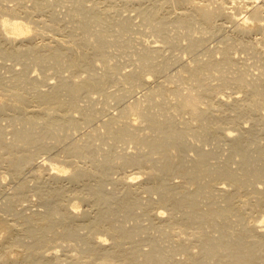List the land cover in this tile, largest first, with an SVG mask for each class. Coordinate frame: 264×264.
Returning a JSON list of instances; mask_svg holds the SVG:
<instances>
[{
  "label": "bare ground",
  "instance_id": "obj_1",
  "mask_svg": "<svg viewBox=\"0 0 264 264\" xmlns=\"http://www.w3.org/2000/svg\"><path fill=\"white\" fill-rule=\"evenodd\" d=\"M3 1L4 0H0V59L15 60L12 62L15 63L17 61L22 67L20 65V70L18 68L17 70L14 68H7L8 71L5 70L7 71L6 74L9 72L7 76H3L4 71L1 72L0 70V91L3 93L0 99V117L5 116L8 123L13 126H11L13 130H11L12 138L9 140L10 137L6 135L7 141L4 139L3 141V123L1 124L2 127L0 125V157H3V161L6 160V163L8 162L7 165L10 164V166H12V170L9 167L10 171H13L14 174L16 173L17 176L20 174V169H22L21 165H25L26 162L29 163L31 158H33L31 154H28L31 152L32 148H34L35 151L37 150L36 148L42 149L43 147L44 149L49 137L54 140L57 139L59 135L61 136V133L62 135L63 133L65 134V136L62 137L66 140L68 131L73 132L70 130L75 128L80 122H89L92 115L96 113L94 110L98 109V111H96L99 112L100 109L96 107V109H93L94 104H91L94 103L92 101L93 97H91L93 92L100 93L105 99L112 98L116 101H120L134 85L140 86L144 84V86L148 87V90L145 91L140 98L122 103L123 105L119 106L117 113L109 115L104 123L105 130L94 131L91 129L93 131H89L87 135L82 133L84 136L86 135L82 141L70 142L69 145L68 143L66 144L65 151L62 152L63 155L66 153L64 158L66 159L68 158L67 156H71L73 159H76V161H87L89 163L87 167L84 165L82 168V165H80L81 163L77 166L75 160L69 161L71 163L75 161V164H69V162H67L68 160L66 161L63 155H60V152L59 156L63 159H45L49 156L46 155L42 161L39 163L37 162V166L32 169L34 179L38 182L43 180V178L46 179L48 175L49 178L51 177L49 181L54 179V184L50 182L53 186L49 191L46 187L49 183L44 186L45 188L43 187V190L46 189L47 192L44 194L42 193L39 202L42 201L44 209L36 211V214L33 213L35 215L20 214L23 209L21 212H18L20 211L19 208H21L19 207L17 208L19 209L18 211H14L16 218L14 219L11 217L15 222L10 223L9 221L8 223L7 221L6 223L4 221L5 217L3 215L1 216L4 218L0 216V227L7 232L5 233L3 231L5 234H3L4 236L2 240H0V264H64L63 259H61L62 255H59V258V256H57L58 252L56 253L59 247L55 250V246L61 247L65 242L74 250V252L72 250V252L69 251L68 253L63 247L68 253H65L67 257V260L65 258V264H109L113 258L112 256L122 249L119 248V250H115L114 248H118V246L122 245L126 246L125 243L127 242L131 245L129 247L126 246L129 249L127 252L125 251L126 255L124 256H128L123 260L127 261L126 259L128 258L130 264L131 261L132 264H181L179 262L180 260H176L172 257V253H175L176 250L188 254V262H186V264H264V156L259 155L260 152L258 153L259 149L264 153V144L257 146L260 142L258 143L257 140L259 137L256 138V136H260V134L257 135L259 131L260 133L262 130L264 132V73L261 74L260 71H258L260 74L256 72L258 73V75L255 73L257 76L250 77L249 75H254V73L248 70V72L251 73L249 74L244 67L238 66L236 63L237 60L235 59L236 56L234 55V57L232 55L233 51H231L235 44L237 46L239 45V47L241 46L246 49V52L253 54V57L255 55L258 58L257 61L260 60V63L264 66V38L262 36L256 37L255 40H253L255 42H252V39L250 40V37H248L251 42L245 41L248 40L245 35L255 32L259 34L260 31L262 32L264 30V0H245V4L239 2L238 8L244 5L242 10L245 11L240 19L235 17L236 12L234 11L235 14H233L234 12L232 13L231 11L233 9L229 7L228 3L231 0L228 2L227 0H150L148 4H146L148 1L143 5L138 3L142 6H137V11L132 8L133 3L130 2V0H122L123 3L129 1V5L132 3L130 8L138 13V18L140 19V22H137L139 23L138 25H141L142 29L145 28L147 31L155 33L157 35L156 39L161 42V44H148L145 39L147 44L140 43L137 49L138 57L141 60L139 66L135 69L123 71V73L119 72L117 66L113 63L105 62L104 69L100 72L95 71L93 65V55L99 57L100 60H104L107 54L106 48L108 44L113 43L126 46L130 41L132 32L134 33L135 25H137L135 22H132L133 19H130V17L118 15L116 11L120 8L115 9L116 6H113L115 3L111 5V2L108 4L105 0H99L103 4V6H101L102 4L98 3H96V5H90L91 2L87 5V0H63L64 2H69V5L66 4L68 6L65 8L67 11L65 10L66 14H64V16L67 15L66 17L72 25L68 26V31H65L63 35L66 36L65 38L68 37V39L58 36H51L52 39H50V37L46 36L47 39L49 38L50 40H44V42L40 44L36 43V41L32 42L34 39L30 40L31 38L23 42L25 37L20 35L23 34L26 36V33L32 30L34 36L38 34L40 37L43 34L46 35L47 33L45 31L51 30V28L55 30L58 25L57 22L60 21H58L57 15L55 14L56 10L54 12L52 8V5H54L51 3L52 1L10 0L13 2L11 5H7L5 2L6 0L4 1L6 4H4ZM28 1L30 4H27ZM54 1L57 2L56 7L58 6V2L64 3L63 1L61 2V0ZM226 2L228 6H226ZM212 3H216V5L213 7L211 6ZM97 4L101 7L98 8L99 6H97ZM127 6H124V8ZM227 7L231 10L227 11ZM112 10H116L113 12L119 17L113 18L114 14L111 17ZM119 11L123 12L122 7ZM61 16L63 17V15ZM217 17H225L226 20L232 24V32L230 30L232 33V35H230L232 37H229L227 33V36L232 40L227 37V41L225 39L223 45L218 48L215 46V48H217L216 51H218L217 53H219L218 56L210 54L206 59H198L195 53L197 49L200 47L202 48L203 42L206 40L205 38H207L206 35L209 34L208 36H210L212 33L221 32L220 30L223 26V22H217ZM20 18H22V20ZM37 22L39 24L41 22L42 25H37ZM137 26L136 30H138V28L140 29L141 26L138 28ZM194 31L200 32V34L194 35ZM222 33L220 34L221 36ZM61 34H63V32ZM30 35L31 34H29V36ZM261 35H263V33ZM179 36H184L187 40L185 45L182 46L185 51L187 50V54L189 51L191 54L194 53L196 57L194 54L192 56L193 58L191 57L192 64L189 63L188 66H186L185 72L187 73L180 72L181 68H179L171 74H166L164 70L169 68L172 64L171 62L177 61L175 60L177 57H175V59H173V57V60H171L170 57H165L163 48L177 47L179 45ZM243 36L245 40H243ZM254 36L256 35H253V39ZM223 37L224 36H222V40L224 39ZM233 37L237 41H235ZM39 39L43 41V39ZM152 40H150L151 43ZM157 40L154 39L153 42ZM228 40L231 42L234 40L235 42L233 41L231 43L228 42ZM5 60L4 62H7ZM0 61L3 62V60ZM4 62L2 64L0 63L2 68L4 67ZM11 63L8 67L11 66ZM14 63L12 65H14ZM6 66L7 64L5 68ZM30 66L38 68L40 72L42 71L45 75V72H47L46 70L51 68V72L53 73V75L52 73L51 75L56 78L54 79L55 81L52 82L48 80L52 83L47 84L45 82L48 87L41 89L39 87L41 81L35 77L28 76L30 72H27V69ZM76 68H82L86 71V74L83 76L72 74L65 76L62 74V70L64 69L70 70L72 73ZM230 69L233 70L231 71ZM214 71H217V73H214ZM151 73L162 74L164 78L160 80L155 78L156 80L154 79L155 83L153 84L150 82V79L153 80ZM115 78L121 79L123 88L116 91L107 90L106 84ZM213 79H215L214 83L211 82ZM44 81L47 80L45 79ZM170 83L172 84L168 85ZM227 84L229 86L233 85L230 87L235 86L238 88L236 92L240 91L242 93L241 96L237 94L234 95V90L232 91L234 92L232 93L233 96L227 93L231 96V101L227 100L226 97H224L227 96V94L223 96V91L220 92L221 90L218 88H222L223 85L228 86ZM80 96L86 97L85 102H89L90 98L92 102L90 101L91 103L88 105L85 103V106H83L84 103L80 105L78 104V99L82 98ZM28 102H31V107L26 108L25 104L27 105ZM24 110L27 112H24ZM73 110L79 112V118L71 114ZM228 110L229 112L231 111V113L233 112V114L229 113L227 115L226 113L228 112L226 111ZM223 112L226 115H224ZM243 116L246 121H251V127L247 128V123L246 126L242 125L243 122L242 124L240 123L239 119ZM256 125H260V128H256L258 127ZM65 129H67V132H62ZM233 130H236V133H232ZM67 135L71 134L69 133ZM210 136L214 138L221 136L220 139H225L230 146L231 153L228 155L226 153L227 150H224V154L226 153L225 155L229 156V161L233 156L236 157L235 159L238 158V163L232 158L234 163L229 164V161H226V156L222 154L223 157L225 156L224 160L218 151L216 152L223 158V160L222 158L220 159L221 163L218 161V163L212 164L217 156L214 157L215 159L212 163L208 162L209 158H212L210 155L212 154L211 156H214L217 153L213 155L214 152L211 153L213 149L209 148V150H206L207 148L204 150L202 144L201 147H199L200 144L198 145L197 143L198 146H195L196 144H194V141H206ZM69 138L68 136L67 140ZM214 138H211V140ZM95 139L107 141V143L102 141L103 144L106 145L104 148H107V145L108 147H114V145L116 147L118 142H122L125 139L134 140L141 146L136 151H130L131 153H127V151L126 153L122 152V154L120 152L118 155L117 151V155H113L110 151L115 152L117 149L115 151L112 148V150H100L97 145L102 144V142L96 140L98 142L95 143ZM223 139L221 141H223ZM217 140H219V138ZM256 140V146L258 147V151H256L258 154L254 150L256 146L253 148V142H256ZM259 140H261V138ZM61 141H59V144H61ZM209 141L207 140L206 142ZM227 142L225 145H227ZM49 143L51 144V142H48V144ZM249 144L250 147L252 145L253 149L249 147L252 153L248 150L247 146H249ZM50 146L52 147V145ZM190 147L195 150L194 156L188 153L184 154V151H189L190 149L188 150L187 148ZM222 147H224V145ZM21 148H24V150L26 149L25 152H20V150H23ZM223 149L224 148H222V150ZM253 150L256 155H258L257 158L261 156L263 160L258 158L259 162L255 161L254 159L256 156L254 159L252 157L254 155ZM26 151L29 152L27 153ZM190 152L194 153L191 150ZM229 152L228 149V153ZM186 154L189 155V157H191V155L193 157L186 159ZM233 161L230 162L232 163ZM235 161L238 165H235ZM31 162L33 163V161ZM113 164H119V166L123 164H133L136 165V167H143V169L141 168L143 172L135 171V169L133 173H139L140 175L143 173V176H147L148 179L145 178L147 181L149 180V182H139V180L138 182L139 184L143 183L141 187L149 195H157V197H154L157 203L152 197H147L146 200L143 197V201L141 196L138 197V195H135V190L139 188L138 182H135L137 180H135L137 177L136 175H126L124 173L125 175L123 177L121 176L117 177V180L115 179L116 182L114 181V183L117 185L119 184V188L121 189V191L118 190L120 191L119 194L122 193L120 197H118V193L116 196V192L106 191L102 182L103 173L101 175V170H105L104 168H106L107 172V168H110L111 165L114 166ZM232 165H235L237 168H233L234 166L232 167ZM27 172L30 173V171ZM166 172L172 174L177 172V177L179 173L185 181L179 176L183 182L180 180L182 183H178L183 185L187 184L185 189L183 191L177 189L175 183H173L174 181H172L173 184L168 183L164 177ZM21 173L23 174V172ZM14 174L11 175L14 176ZM25 174L28 175V173ZM64 175H66L65 178H68L72 184V189L74 191H80V194L84 190H81V186L85 181L84 179L90 177L95 180V182L93 181L94 183L91 190L89 189V191H93L92 195L87 197L89 198V201L87 200L89 203H87H91L94 206L93 209H95V211H92L95 214L90 216L91 213H89V219H87V214L85 213L87 211H84L85 218L87 219H85L87 222L86 224H76L80 222L79 220H75L76 223L73 222L74 218H78L79 216V213L78 216H76L78 211L75 209L77 201L72 200L66 204L64 201H61V197L65 194L62 188L64 186L61 187V182L57 184L54 181L60 180ZM142 178L143 177H141V180ZM87 180H89V178ZM105 180H107V178H105ZM111 181L110 184H112ZM40 182H42V184L47 183H45V181ZM184 182H186V184H184ZM256 182H259L262 186ZM12 183L15 182L12 181ZM80 183L82 184L79 187ZM85 183H88V181ZM41 186L42 185H39V187ZM66 187L67 186L64 188L66 189ZM68 187L66 190L71 189L69 185ZM82 188H84V185ZM17 189L16 191L18 192ZM9 190H11V188ZM73 190H71L72 194L74 193L72 192ZM41 191L42 190H40V192ZM86 192L87 191H85V193ZM1 193L3 195V192ZM38 193L35 194L37 195ZM74 194L76 195L77 193ZM82 195L85 196V194ZM10 197H12V193ZM23 197L24 196L21 198ZM171 198L174 200L176 198V200L172 201L170 200ZM209 198H213L215 201L211 200L212 205L217 204L215 209L210 207L204 208L203 205V208H197V205H200L204 200L207 201ZM251 198L253 201H251ZM0 201L2 202V199ZM153 201L156 204H160L158 209L163 207L166 203H169L168 205L170 207V204H177L181 208L183 207L185 211L178 209L182 214L184 213L183 216H185L181 221H185L181 223L179 220L180 222L178 221L177 223H180V226L183 227L181 229H184L182 231L186 232V234L185 236L180 235V237L175 235V237H178L173 238L172 236L174 235L172 234L174 233L171 234L170 231L167 230V227L170 229L175 224L172 225L173 222L168 220L169 217L168 219L165 217L168 221L163 218L162 215L164 216V214L160 215L155 213L152 218L149 216L152 225L150 227L158 230V235L156 237L155 235L153 237L151 236V238L149 237L147 240L148 245L145 244V247L146 245L148 247L144 249L141 245L140 247H142V249H140L136 246L137 241H135L137 238L136 236L139 234L134 236L130 226L128 227L125 225L126 223L120 222L121 220L116 221V217L114 218L113 215L116 214L118 210H121L124 211V215H122L124 218H129L126 216L133 215L134 213L136 216L137 213L133 211L136 206L141 207L142 211H148ZM15 202L17 201L15 200ZM81 202H83V200ZM211 203L209 202V204ZM246 204H251L250 209L248 207L249 211H247L248 209L246 210L247 206H249ZM10 205L4 203L3 207H1L2 211L4 209L9 210L11 208ZM42 205L41 207L43 208ZM168 205H166V207ZM173 209L172 207V210ZM169 210L171 211V209ZM254 210L259 213L257 218L254 216L255 214L253 215L254 217L252 216ZM170 211H168L169 215L172 214H170ZM151 212L154 214L152 210ZM176 213L177 212H175L174 219L177 216ZM8 216L10 215H7V217ZM173 216V214L170 216V220L173 219ZM179 216H177V218ZM183 216H180L179 219ZM139 217L141 216L139 215L138 218ZM145 217L146 216H144V219H146ZM122 221H124V219ZM136 221H134V223H136ZM139 223H141V220ZM188 224L193 226L197 225V227L195 226L196 230H186ZM79 227L87 228L88 232L80 235L82 231L80 233L78 232ZM142 228L143 227H141V229ZM173 228L175 230L176 226ZM135 229L136 228L132 229L133 232ZM180 232L179 234H183ZM133 236L136 238L134 239ZM136 240H138V238ZM53 242L56 244L52 246ZM166 242L169 243L165 245L164 243ZM193 242L195 244V249L192 250L191 248L194 247L192 246L191 248L189 247L188 250L189 244H193ZM49 243H51V246L48 245ZM44 244L48 246L43 247ZM16 246L20 247L17 248L19 251L18 258L16 257L18 254L16 256L15 254H9L10 250H13ZM81 246H88L90 249H88L89 252L87 254L82 253L83 249H81ZM111 247L114 248L111 249ZM113 250L116 252L114 253ZM123 250L122 252H124ZM97 251H99V255L102 254V258L99 256L100 258L98 259L93 256V253L96 254ZM100 251H103L104 254L100 253ZM121 254H119V256ZM124 256L121 258H124ZM121 258H119V260H121ZM115 260L118 264L119 260L114 258L113 262ZM120 262L123 263V261H119V264ZM182 263H185L184 259Z\"/></svg>",
  "mask_w": 264,
  "mask_h": 264
},
{
  "label": "rangeland",
  "instance_id": "obj_2",
  "mask_svg": "<svg viewBox=\"0 0 264 264\" xmlns=\"http://www.w3.org/2000/svg\"><path fill=\"white\" fill-rule=\"evenodd\" d=\"M5 1V0H4ZM3 1V3L4 4H6L7 3V5H11L13 2L12 1H10V0H6L5 2ZM48 1H52L51 3H53L54 5H52V8L54 9V12H55V10H56V12H55V14L57 15V18H58V21H60V22H57L58 23V25L56 26V28H55V30H54V28L52 29L51 28V30L53 31H51V30H47V31H45L47 34L46 35H41L40 37H39V35L37 34V35H33L32 34V30L29 32V33H26V36L25 35H23V34H21L20 36H24L25 37V40H23V42H26V41H28L30 38V40H32V39H34V41L32 40V42H35L36 41V43H40L41 44V42H44V40L45 41H47V40H50V39H52L51 38V36H53V37H66V36H63L64 35V33H65V31H68V26H72L70 23H69V19L66 17V16H64V14H66V12H65V8L69 5V2L68 1H66V2H64L63 0H61V2L63 1L64 3L63 4H65V5H63L62 3H59L58 2V6L56 7V5H57V2L56 1H54V0H48ZM112 1H114V0H109V1H107V0H105V2L106 3H108V4H110L109 2H111V5H112V3L114 4L113 6L115 7V9H121V7H122V10H123V12H121V11H116V10H112V13H111V17L113 16V14H114V17L113 18H115V17H119L118 15H120V16H128V17H130V19H133L132 20V22H135V24H139V23H137L138 21L140 22V19L138 18L139 16H138V13H136V11H137V6L139 7V6H142L144 3H146L147 1V3L146 4H148V3H150V0H133V1H131L130 0V2H132L133 3V6H132V3H131V5H129L130 4V2L128 1V2H124L123 3V1L122 0H115L114 2H112ZM228 1H230V0H227V2ZM244 1L245 0H231L228 4H229V7H231V9H233V10H231L229 7H227V11L228 10H231L232 11V13L235 11L236 12V14H235V12L233 13V14H235L234 16L236 17V18H238V19H240L243 15H244V13H245V11L244 10H242V7L244 8V5H242V7L240 6L239 8H238V5L240 4V3H242V4H245L244 3ZM90 2H91V4H90ZM100 2V3H99ZM118 2V3H117ZM143 2V3H142ZM215 2V1H214ZM227 2H226V4H227ZM240 2V3H239ZM96 3H98V4H102V2L101 1H99V0H97V1H95V0H93V3H92V0L90 1V0H87V2H86V4L88 5V4H90V5H96ZM129 3V4H128ZM137 3V4H136ZM138 3H141V4H138ZM232 3H234V4H232ZM27 4H30V2L28 1L27 2ZM66 4H68V5H66ZM97 4V6H99L98 8H100L101 6H103V4L100 6V5H98ZM118 4V5H117ZM121 4V5H120ZM124 4V5H123ZM228 4L226 5V6H228ZM120 5V6H119ZM128 5V6H127ZM216 5V3H212L211 4V6H215ZM230 5H233V6H230ZM60 6V7H59ZM64 6V7H63ZM118 6V7H117ZM124 6H127V7H125V8H127V9H125L124 8ZM132 6V8H134L136 11H134L132 8H130ZM56 9H55V8ZM60 9H59V8ZM62 8V9H61ZM241 8V9H240ZM64 9V10H63ZM130 9V10H129ZM133 11H132V10ZM217 10V9H216ZM240 10H242V11H240ZM67 11V10H66ZM113 11H116V13L118 14H116L115 12H113ZM238 11V12H237ZM240 11V12H239ZM119 12H120V14H119ZM135 12V13H134ZM122 13V14H121ZM124 13V14H123ZM238 13V14H237ZM239 13H240V15H239ZM127 14V15H126ZM59 15V16H58ZM61 15H63V17L61 16ZM130 15V16H129ZM7 16V15H6ZM45 16V15H44ZM239 16V17H238ZM132 17V18H131ZM224 18L225 17H223V18H216V21L217 22H223V26H222V28H221V32L220 33H212V35H210V36H208V35H206L207 36V38H205L206 40L203 42V45H202V48L200 47L199 49H197L196 50V56H197V58L198 59H206V58H208V56L210 55V54H214V55H217L218 56V54L219 53H217L218 51H216L217 50V48L219 47V46H221V45H223L224 44V40L226 39V41H227V35L229 34V37H232L231 35H232V24L228 21V20H226V18H225V20H224ZM21 20H22V18H20ZM220 21H219V20ZM223 19V20H222ZM226 21V22H225ZM62 22V23H61ZM65 24V26H64V24ZM31 24V23H30ZM39 23L37 22V25H38ZM40 24H41V22H40ZM39 24V25H40ZM68 24V25H67ZM228 24V25H227ZM231 24V25H230ZM31 25H33V24H31ZM30 25V26H31ZM42 25V24H41ZM67 25V26H66ZM137 25H135V29H134V33L132 32V34H131V37H130V41L126 44V46H121V45H117V44H113V43H110V44H108V46H107V54H106V56L104 57V60H100V58L99 57H96V56H94L93 55V62H94V69H95V71H97V72H100V71H102L103 69H104V63L105 62H107V63H113V64H115L116 66H117V69L119 70V72H122L123 73V71L125 72V71H128V69H135V68H137L138 66H139V64H140V62H141V60L139 59V57H138V54H137V49H138V46L140 45V43H142V44H144V43H146V41H147V43L149 44H154V43H160L161 44V42H159L157 39H156V37H157V35L155 34V33H153V32H151V31H147V29H142V26L140 27L139 25L137 26ZM225 25H227V26H225ZM61 26V27H60ZM136 26H137V28L138 27H140V29H142V30H140L139 28H138V30H136ZM65 27H66V29H65ZM231 27V28H230ZM50 28V27H49ZM70 28V27H69ZM224 28V29H223ZM229 28V29H228ZM228 29V30H227ZM62 30H64V31H62ZM230 30H231V32H230ZM57 31V32H56ZM51 32V33H50ZM58 32H59V35H58ZM63 32V34H61ZM218 32V31H217ZM223 32V33H222ZM226 34H225V33ZM230 32V33H229ZM257 32H259V31H257ZM222 33V36H224L223 38V40H222V36L220 35ZM228 33V34H227ZM263 33V35H261V34ZM29 34H31L30 36H29ZM50 34V35H49ZM193 34L194 35H199L200 34V32H197V31H194L193 32ZM218 34V35H217ZM225 34V35H224ZM231 34V35H230ZM256 35V36H254V39H253V35ZM258 33H251V34H247V35H245V37L248 39V40H245L244 39V36H243V40H245V41H250L251 39V41L252 42H255V41H253V40H255V38L256 37H260V36H262L263 38H264V30L261 32H259V34L257 35ZM27 35H28V37H27ZM35 37H33V36ZM248 35H250V36H248ZM50 37V39L48 38L47 39V37ZM28 39H27V38ZM45 37H46V39H45ZM226 37V38H225ZM228 37V38H229ZM248 37H250V40H249V38ZM39 38H41V39H43V41H41ZM234 38V37H233ZM65 39H68V37L67 38H65ZM143 39H144V41H143ZM145 39H146V41H145ZM155 39V40H157V41H154L153 42V40ZM230 40H232L231 38H229ZM148 40H149V42H148ZM150 40H152V43L150 42ZM178 40H179V45L177 46V47H175V48H168V47H164L163 48V54H164V56L165 57H170V59L171 60H173V59H175V57H177V59H175V60H177V61H174V62H171L172 64L169 66V68H167V69H165L164 70V72L167 74H171V73H173V72H175L177 69H179V68H181V70H180V72H183V73H187V72H185V70H186V66H188V64L189 63H191L192 64V56H193V54H191V53H189V51H188V54H187V50L185 51V49H183V47L182 46H184L185 45V43H186V38L184 37V36H179L178 37ZM230 40H228V42H231ZM234 40H235V38H234ZM233 40V41H234ZM232 41V42H233ZM235 41H237V40H235ZM234 41V42H235ZM250 41V42H251ZM264 41V40H263ZM231 42V43H232ZM262 42V41H261ZM260 42V43H261ZM146 43V44H147ZM259 43V42H258ZM218 46H217V45ZM235 44V43H234ZM262 44H263V42H262ZM261 44V47L263 48V45ZM215 46L217 47V48H215ZM235 47V48H234ZM233 47V49L231 50V51H233L232 52V55L234 56H236V60H237V65L238 66H241V67H244L245 69H246V71L248 72V70H249V72H253L254 73V75H252L251 73H249V74H251V75H249L250 77L251 76H257L258 75V71H260V73L261 74H263L264 73V66L260 63V60L259 61H257L258 60V58L254 55V57L256 58H254L252 55L253 54H250L249 52H246V49H244V48H242L241 46L239 47V45L237 46L236 44H235V46ZM242 49H244V50H242ZM199 50V51H198ZM248 51H250L249 49H247ZM198 52V53H197ZM184 54V55H183ZM195 54H194V56H195ZM180 56H181V58H180ZM195 56V57H196ZM234 56V57H235ZM174 57V58H173ZM179 57V58H178ZM192 57V58H191ZM194 57V58H195ZM238 57V58H237ZM159 58V57H158ZM173 58V59H172ZM180 59V60H179ZM0 60H3V62H4V60L5 59H0ZM190 60V61H189ZM5 61H7V62H4V69L0 66V70H1V72L2 71H4L3 72V76H7L8 74H9V72H8V74H6L7 73V71H8V69L7 68H14V69H16L17 70V68L20 70L21 68H20V65H19V63H17V61L14 63V62H12V61H15V60H5ZM2 61H0V63H1ZM2 62V63H3ZM12 62V63H11ZM1 63V64H2ZM7 64V66H6V68H5V65ZM10 63H11V66H9L8 67V65H10ZM14 63V65H12ZM17 63V64H16ZM14 66V67H13ZM19 66V67H18ZM21 67H22V65H21ZM32 66H30V67H28V69H27V72H30L29 74H28V76L29 77H35L36 79H39L41 82H40V88L41 89H44V88H47L48 87V85L47 84H50V83H52V82H54L55 80L54 79H56V78H54V76H52L53 75V73L51 72L52 71V69L51 68H49L48 70H46L47 72H45L46 73V75L41 71L40 72V70L38 69V68H34V67H32ZM5 70H7V71H5ZM30 70V71H29ZM231 71L233 70V69H230ZM262 71V72H261ZM1 72H0V75H1ZM62 74L63 75H65V76H69V75H77V76H83V75H85L86 74V71L85 70H83L82 68H76L75 70H73L72 71V73H71V71L70 70H66V69H64V70H62ZM143 72H145V71H143ZM164 72H162V73H164ZM256 72H258V73H256ZM49 73H50V75H49ZM51 73H52V75H51ZM73 73H75V74H73ZM214 73H217V71H214ZM257 75H256V74ZM259 73V74H260ZM6 74V75H5ZM36 74V75H35ZM48 74V75H47ZM32 75V76H31ZM33 75H35V76H33ZM264 75V74H263ZM37 76V77H36ZM49 76H52V77H49ZM151 76H152V78H153V80L152 79H150V82H152L153 84L155 83V80L157 79H162V78H164L163 76L164 75H162V74H159V73H151ZM48 79H47V78ZM76 77V76H75ZM151 78V77H150ZM156 78V79H155ZM42 79V80H41ZM47 80V81H44V80ZM155 79V80H154ZM52 81V82H49V81ZM44 83H43V82ZM214 81H215V79H213V80H211V82H213L214 83ZM47 84H46V83ZM47 86H46V85ZM123 83H122V81H121V79H119V78H115V79H113V80H111V81H109L107 84H106V87H107V90H109V91H112V90H114V91H116V90H121L122 88H123V85H122ZM151 84V83H150ZM153 84H151V85H153ZM172 83H170V84H168V85H171ZM228 85V84H227ZM230 86H233V85H230ZM229 85L228 86H222V88L221 87H218L221 91L220 92H222V94H223V96L224 95H226L227 93L228 94H232V93H234V95L235 94H237V95H240L241 96V92L240 91H237L236 92V90H238V88H236L235 86L234 87H230ZM217 88V89H218ZM219 89H218V92H219ZM148 90V87H146V86H144V84H141L140 86H137V85H134V86H132L131 87V90H129L125 95H124V97L120 100V101H116V100H114V99H112V98H104V96L103 95H101L100 93H98V92H93L91 95V97H93L92 99L90 98L89 100L91 101H93L94 103H91L89 100V102H85V96H80V97H82V98H80V99H78V104H80V105H82L83 103V106H85V103H86V105H88L89 103H91V104H94L93 105V109H96V108H99L100 110H99V112H97L98 111V109H96V110H94L96 113L94 114V112H93V114L94 115H92V117H91V119H90V121L89 122H87V123H84V122H80L75 128H72V130H70V129H68V130H70V131H73V132H69L68 131V133L67 134H71V135H67L66 134V137L68 138V136L70 137L68 140H67V138H66V140H64L63 139V137L62 136H65V134L63 133V135H62V133H61V136L59 135L58 136V140L57 139H54L53 140V138H51V137H49V139L47 140V138H46V140H47V145L49 146H45L44 147V149H43V147H42V149H40V151H39V149L38 148H36L37 150L36 151H38V152H36L35 151V149L34 148H32V149H34V150H32L31 149V152H29V151H26L28 154H31V157H33V158H31V160L29 161V163L28 162H26L25 163V165L24 164H22L21 165V168L22 169H20V171L21 170H23V171H21V172H23V174L19 171V173L20 174H18V176H20V177H18L17 175H16V173L14 174L13 173V171H10V168H11V170H12V166H10V164L9 165H7V163H6V160L5 161H3V157L1 158L0 157V161H2V162H0V180H3V181H0L1 183H4V184H1L0 183V200L2 199V202L0 203V205L4 202V199H5V204L7 203L8 205H10L11 206V208L8 210V209H4L3 211H2V209H1V207H3V205H4V203L0 206V209H1V213H0V216L1 215H3L4 217H2V218H4V221L7 223V221H8V223H9V221H10V223L11 222H15L14 221V219L16 218L15 217V213H14V211L16 210V211H18L19 209H20V211H18V212H21V210H22V212L20 213V214H25V215H30L31 216V214H32V216L33 215H35L36 214V211H39V210H42V209H44V204L42 203V201L41 202H39L41 199H39V198H41L40 196L42 195V193L44 194V193H46L47 192V190L49 191V189H52V186L53 185H51V183L52 184H54L53 183V180L54 179H52V181H49V180H51L49 177H48V175L46 176V179L45 178H43V180H40V181H45V183L46 184H42V182H40V181H38L37 182V180H35L34 179V177H33V175H32V173H33V170L32 169H34L37 165L36 164H38L40 161H42L43 160V158H45V156L46 155H49V156H47V158H45V159H51V160H59V159H63L65 156H66V153L63 155V151H65V147H66V144L68 143V145H69V143L70 142H79V141H82L84 138H85V136L87 135V133L89 132V131H103V130H105V122H106V120H107V118L109 117V115H112L113 113H117V111H118V109H119V106L121 105H123L122 103H126L127 101H131V100H134L135 98H140L143 94H144V92L145 91H147ZM235 90V91H234ZM232 91H234V92H232ZM229 92H231V93H229ZM227 94V96H224V97H226V99L227 100H230L231 99V96H233V94L230 96V95H228ZM2 96H3V93L0 91V99L2 98ZM228 96H230L229 98H227ZM88 99V98H87ZM87 101V100H86ZM231 101V100H230ZM229 102V101H228ZM30 104H31V102H28L27 103V105L25 104V107L26 108H28V107H31L30 106ZM79 105V106H80ZM25 107H23L24 109H26ZM96 107V108H95ZM26 110H24V112H25ZM27 112V111H26ZM225 112V111H224ZM224 112H223V114H224ZM226 112H228V113H226L227 115L229 114V113H231V111L229 112V110L228 111H226ZM71 114H73V116L74 117H76V118H79L80 116V114H79V112L77 111V110H73V111H71ZM226 114H224V115H226ZM231 114H233V112L231 113ZM4 118V120H3V118ZM0 125L2 124L3 125V128H2V130H4L3 131V133L4 134H2L3 135V137H2V140L4 139L5 141H7V137H10L9 138V140L12 138V125L11 124H9L8 123V120L6 119V117L5 116H1L0 117ZM6 119V120H5ZM242 119V120H241ZM241 119H239L240 120V123L242 124V122H243V126H246V123H247V128H249V127H251L252 125H251V121L249 120H247L246 121V119H245V117L243 116ZM244 120V121H243ZM88 124V125H87ZM249 124H250V126H249ZM2 125H1V127H2ZM225 125V124H224ZM12 126V127H11ZM256 126H258V127H256ZM255 127L256 128H260V125H256ZM91 129H93V130H91ZM12 130V131H11ZM10 131V132H9ZM234 131V130H233ZM232 131V133H236L235 131L233 132ZM9 132V133H8ZM62 132H67V129H65L64 131H62ZM6 133H8V134H6ZM86 134L85 136L83 135V134ZM219 133V132H218ZM263 133V134H262ZM77 135V137H76V135ZM258 134H260V136H256V138L257 137H259V138H257V140H258V143L260 144H258L257 146H261V145H263L264 144V132H263V130H262V132L260 133V131H259V133H257V135ZM6 135H7V137H6ZM62 137V138H61ZM83 137V138H82ZM6 138V139H5ZM62 140H60V139ZM65 138V137H64ZM71 138H73V139H71ZM77 138V139H76ZM209 139H207L208 141L209 140H211V138H214V137H208ZM219 138V140H217V139ZM221 138V136H219V137H215L214 139H216V140H214V139H212L211 141H209V142H206L205 140H202V142H200V140H199V142L197 141V140H195L194 142V144H200V146L199 147H201L202 145L204 146V147H202L204 150L206 149V150H209V149H213V150H211V153L212 152H214L213 153V155L215 154V153H217L216 151H218V153L220 152V155L223 157V155L222 154H224V152L226 151V153L228 154V155H230V153H231V150H230V146L228 145V142L227 141H225V139H223V141H224V143H223V141H221L222 139H220ZM261 138V140H259ZM79 139V140H78ZM3 140V141H4ZM8 140V141H9ZM96 140H100V139H95V143H97L98 141H96ZM193 140V139H192ZM257 140H256V142L254 141L252 144H253V148H254V146H256V144H257ZM56 143H55V142ZM59 141H61V144H59ZM101 142L103 141L104 143H107V141H105V140H100ZM197 141V142H196ZM217 141V142H216ZM48 142H51V144L49 143L48 144ZM103 142H102V144H103ZM221 142H222V145H221ZM226 142H227V145H225L226 144ZM100 143V142H99ZM117 143V142H116ZM116 143H114V144H116ZM213 143V144H212ZM57 144V145H56ZM102 144H99V145H97V147H98V149L100 148V150H110L111 148L112 149H114V151L115 152H112V151H110L113 155H117V153H118V155H119V153L121 152H127V153H129L130 151L132 152V151H136L141 145L140 144H137L134 140H131V139H125V140H123L122 142H118V144H117V146L115 147V145H114V147H108V145H107V148L105 147L104 148V146H106V145H102ZM195 145V146H198V145ZM202 144V145H201ZM217 144V145H216ZM50 145H52V147L50 146ZM213 145V146H212ZM218 145H220V146H218ZM224 145V147H222ZM248 145V144H247ZM53 146H55V147H53ZM62 146V147H61ZM101 146H102V149H101ZM227 146V147H226ZM255 147L254 148V150L256 151L257 149H258V147ZM193 147V146H192ZM210 147H213V148H210ZM218 147V148H217ZM248 147V150L249 151H251V149H253L252 148V145H251V147H250V144H249V146H247ZM251 149H250V148ZM104 148V149H103ZM209 148V149H208ZM222 148H224L223 150H222ZM226 148V149H225ZM229 149V153H228V149ZM20 149V148H19ZM21 149H23V150H20V152L22 151H24L25 152V150H24V148H21ZM111 149V150H112ZM188 150L190 149L191 151H195V150H193V148H187ZM215 149V150H214ZM218 149V150H217ZM222 150V151H220V150ZM44 150V151H43ZM190 150L189 151H184V154L185 153H188V154H192L193 156H194V154H195V152L194 153H192V152H190ZM225 150V151H224ZM253 150V151H254ZM118 151V152H117ZM255 151H254V155L252 156L253 157V159H254V157L256 156V158L254 159L255 161H258L259 162V159H262L263 157H261V156H264V153L262 152V151H260V149H259V151H258V153H259V155H261L260 157H258L257 158V156L258 155H256V153H257V151H256V153H255ZM59 152H60V155L62 154L63 155V158L61 157V156H59ZM117 152V153H116ZM130 152V153H131ZM222 152V153H221ZM261 152H262V154H261ZM55 153V154H54ZM114 153H116V154H114ZM215 154L214 156H211L210 155V157H212L211 159L209 158V160H211V161H209L208 160V162H210V163H212V161L215 159L214 157H216L217 156V158H216V162L215 161H213V163L212 164H214V163H218V161L221 163V158L222 157H220V155L219 154ZM225 153V154H226ZM250 153H252V151L250 152ZM257 153V154H258ZM33 154V155H32ZM123 154V153H122ZM224 154V155H225ZM36 155H38V156H36ZM53 155V156H52ZM55 155V156H54ZM191 155V157H193ZM4 156V155H3ZM226 156V155H225ZM224 156V157H225ZM236 156V155H235ZM39 157H40V160H39ZM60 157V158H59ZM68 158H64L67 162H69V161H73V160H75L76 161V159H73L71 156H67ZM185 157H187L186 159H188V158H191V157H189V155H185ZM219 157V158H218ZM223 157V158H224ZM223 158H222V160H223ZM226 161L228 160L229 161V156H226ZM231 158V157H230ZM233 159H235L236 157H232ZM230 159V161H233V159ZM39 160V161H37V160ZM72 159V160H71ZM218 159V160H217ZM257 159V160H256ZM224 160H225V158H224ZM236 161L238 160V158L237 159H235ZM263 160V159H262ZM31 161H33V163L31 162ZM74 161V162H75ZM84 161V160H83ZM228 162L229 164H233L234 163V161L231 163V162ZM236 161H235V165L238 163V161H237V163H236ZM38 162V163H37ZM74 162H72L73 164H75L76 163V165L77 166H79V164L80 165H82L81 167L83 168L84 167V165H86V167L89 165V163L87 162V161H84V162H82L81 160H77L75 163ZM223 162V161H222ZM2 163V164H1ZM29 165H28V164ZM64 163H66V162H64ZM72 163L71 162H69V164H71L72 165ZM78 163V164H77ZM6 166H5V165ZM33 167H31V166ZM34 165V166H33ZM114 165V164H113ZM118 165V166H117ZM121 165V164H120ZM132 165V166H131ZM235 165H232V167L233 168H235L236 166ZM238 165V164H237ZM26 166V167H25ZM112 166V165H111ZM110 166V168H107V172H106V168H104L105 170H101V175H102V173H103V177H102V182H103V185H104V188L106 189V191L108 190V192H111V191H113V192H116V196H117V193L119 194V192L121 191V189L119 188L120 186H119V184L117 185L116 183H114V181L116 182V180L118 179L117 177H123L125 174L126 175H128V174H131V175H136L137 177L135 178V182H138V180H139V182L140 181H143V182H149V180L147 181V176H143L144 174L143 173H141V175L139 174V173H137V174H135V173H133V172H135V171H141V172H143V167H136V165H133V164H123V165H121V166H119V164H116V165H114V166H112L111 167ZM133 166H135V167H133ZM10 167V168H9ZM30 167V168H29ZM85 167V168H86ZM109 167V166H108ZM231 167V166H230ZM69 168H70V166H69ZM114 168V169H113ZM116 168V169H115ZM139 168V169H138ZM237 168V167H236ZM25 169V170H24ZM136 169V170H135ZM141 169V170H140ZM135 170V171H134ZM27 171H30V173L29 172H27ZM103 171V172H102ZM104 171H105V175H104ZM132 171V172H131ZM7 172V173H6ZM10 172V173H9ZM109 172V173H108ZM127 172H131V173H127ZM25 173H28V175L27 174H25ZM125 173V174H124ZM175 173V172H174ZM172 174V173H170V172H166L165 174H164V177L166 178V180H167V182L168 183H170V184H173V183H175V186L177 187V189H179V190H181V191H183L184 189H185V187H186V182H184V184H186V185H183V184H179V183H182L183 181H185V179L184 178H182V176L178 173V177L176 176L177 175V172L175 173V174ZM11 174H14V176L13 175H11ZM107 174V175H106ZM110 174V175H109ZM139 174V175H138ZM23 175H24V177H23ZM172 175V176H171ZM28 176V177H27ZM44 176V177H45ZM65 176L66 175H64L63 177H61V179L60 180H58V181H54L55 183H60V186L62 187V186H67L68 187V185L70 186V190L68 189V190H66L67 189V187H66V189L64 188V187H62L63 189H64V192H65V194L61 197V201L63 202L64 201V203L66 204L67 202H69V201H77V206H76V210L78 211L77 212V214H76V216H78V213H79V216H78V218H74V220H73V222L74 223H76V221H80V222H77L76 224H78V223H83V224H86L87 222H86V220L87 219H89V216H88V214L89 213H91V215L90 216H92V215H94L95 213L92 211V210H94L95 211V209H93V205L91 204H88L89 202V198H87L89 195H92V192L91 191H89V189L91 190V187H92V185H93V183L95 182V180L93 179V178H90V177H88L89 178V180H87L88 178H86V179H84L82 182H83V184L82 183H80V185H79V187L81 186V184H82V186H81V190L82 189H84L85 191H87L86 193H87V196H86V193H85V191L83 190V192L80 194V191L78 192V191H74L73 189H72V184L70 183V181H69V179L68 178H65ZM104 176H105V178H107V180H105V178H104ZM108 176V177H107ZM110 176V177H109ZM175 176V177H174ZM179 176H181V178L183 179V181L181 180V178L179 177ZM12 179V181L13 182H15V183H12V181H11V179ZM141 177H143L142 178V180H141ZM147 179H146V178ZM169 177V178H168ZM16 178V179H15ZM20 180H19V179ZM49 178V179H48ZM63 178V179H62ZM104 178V179H103ZM113 178V179H112ZM172 178V179H171ZM18 179V180H17ZM33 179V180H32ZM48 179V180H47ZM111 179H112V181H111ZM116 179V180H115ZM178 179V180H177ZM9 180V181H8ZM111 181V183L112 184H110V181ZM145 180V181H144ZM180 180L182 181V182H180ZM11 181V182H10ZM18 181V182H17ZM35 181V182H34ZM66 181V182H65ZM86 181H88V183H85ZM94 181V182H93ZM172 181H174L173 183H172ZM175 181H177V182H175ZM10 182V183H9ZM21 182V183H20ZM30 182H31V184H30ZM51 182V183H50ZM69 182V183H68ZM139 182H138V185H139V188H137L136 190H135V192L137 193H135V195L137 196L138 195V197H140L141 196V199H143V201H144V198H145V200L147 199V197H152L153 199H154V201H155V199L156 198H154V197H157V195H155V194H151V195H149L146 191H144L143 189H142V187H141V185L143 184V183H140L139 184ZM179 182V183H178ZM8 183V184H7ZM35 183V184H34ZM37 183V184H36ZM41 183V184H40ZM49 183V184H48ZM63 183V184H62ZM65 183V184H64ZM67 183H68V185H67ZM256 183H259V182H256ZM11 184V185H10ZM13 184V185H12ZM20 184V185H19ZM42 185L41 187H39V185ZM48 184V185H47ZM87 184H88V186H87ZM117 186H116V185ZM260 184V183H259ZM259 184H257V185H259ZM5 185V186H4ZM9 185V186H8ZM19 187H18V186ZM22 185V186H21ZM25 185V186H24ZM27 185H28V187H27ZM31 185V186H30ZM33 185V186H32ZM47 185V186H46ZM50 185V186H49ZM83 185H84V188H82L83 187ZM261 186H262V184H260ZM259 185V186H260ZM2 186V187H1ZM8 186V187H7ZM12 186V187H11ZM44 186H46L48 189L46 190H43V187ZM106 186V187H105ZM115 186V187H114ZM6 187V188H5ZM38 187V188H37ZM85 187H87L88 188V190H87V188H85ZM11 188V190H9ZM18 188V189H17ZM29 188V189H28ZM45 188V187H44ZM69 188V187H68ZM118 188V189H117ZM16 189L18 190V192L16 191ZM104 189V190H105ZM114 189V190H113ZM8 190V191H7ZM13 190V191H12ZM21 190V191H20ZM37 190V191H36ZM40 190H42L41 192H40ZM71 190H73L72 192H74V193H79L78 194V196L80 197H78L77 196V194L75 195L74 193L72 194L71 193ZM117 190V191H116ZM118 190H120V191H118ZM140 190V191H139ZM7 193H6V192ZM18 193H16V192ZM25 191V192H24ZM36 191V192H35ZM38 191H39V193H38ZM67 191V192H66ZM139 191V192H138ZM1 192H3V195H2V193ZM30 192V193H29ZM32 192H34V193H32ZM5 193V194H4ZM9 193V194H8ZM11 193H12V197H10L11 196ZM15 193V194H14ZM19 193H20V195H19ZM28 193V194H27ZM35 193H38L37 195L35 194ZM66 193H68V194H66ZM70 193H71V195H70ZM89 193V194H88ZM91 193V194H90ZM32 194V195H31ZM40 194V195H39ZM82 194H85V196H86V198H85V196H83ZM145 194V195H144ZM66 195H67V197H66ZM82 195V196H81ZM122 195V193H120L119 194V196L118 197H120ZM147 195V196H146ZM2 196H3V198H2ZM22 196H24L23 198H21ZM26 196H28V197H26ZM36 196V197H35ZM65 196V197H64ZM69 196V197H68ZM146 196V197H145ZM173 196V195H172ZM31 197V198H30ZM72 199H71V198ZM82 201L83 200V202H81L78 198ZM144 197V198H143ZM27 198V199H26ZM66 198V199H65ZM77 198V199H76ZM178 198V197H177ZM19 199V200H18ZM32 199V200H31ZM36 199V200H35ZM69 199V200H68ZM15 200L17 201V202H15ZM29 200V201H28ZM66 200V201H65ZM88 200V201H87ZM170 200H172V201H175L176 200V198H175V200L174 199H170ZM211 200L212 201H214L213 200V198L212 199H208L207 201H202L201 202V204L200 205H197V208H203V206H204V208H207V207H210V208H216V205L217 204H213L212 205V203H211ZM14 201V202H13ZM21 201V202H20ZM80 201V202H79ZM153 201V205L151 204V207H149L148 209V211L147 210H145V211H142V209H141V207H139V206H136L135 207V210H133L134 212H136L137 213V217L135 216V213L133 214V215H130V216H126V217H129V218H124V216H122V215H124L123 214V212L124 211H121V210H118L117 212H116V214H114L113 215V217L115 218V220L117 221V220H121L120 222H122V223H126L125 225H127L128 227L130 226V228H131V232H132V234L135 236L136 234L138 235V236H136L137 238H138V240H136L135 238H134V236H133V238L135 239V241H137V247H139L140 249H142V247H140L141 245L143 246V248L145 249L146 247H148L147 245V240H148V238L150 237L151 238V236L153 237L154 235H155V237L158 235V230H156L155 228H152V227H150V226H152L151 225V221H150V219L152 218V216H154L155 215V213L157 214H160V215H162V214H164V216L162 215V217L163 218H167L168 219V217H169V221L170 222H173L172 223V225L173 224H175V225H171L172 227L169 229V227H167V230H169L170 231V233L172 234V233H174V234H172V235H174V236H172L173 238H176V237H180V235L181 236H185V234H186V232H184V231H182V230H184V229H181V228H183V227H181L180 226V223L178 224L177 222L180 220H182V219H184L185 218V216H183L184 215V213L182 214L181 213V211L183 210V211H185V209L182 207H180L179 205H177V204H175V205H173V204H170L171 205V207L168 205L169 203H166V204H164L163 205V207H161L160 209H158V206L160 205V204H156L155 202ZM251 201H253V199L251 198ZM30 202V203H29ZM32 202V203H31ZM36 202H37V204H36ZM88 202V203H87ZM209 202L211 203V204H209ZM215 202V201H214ZM213 202V203H214ZM13 203V204H12ZM19 203V204H18ZM21 203V204H20ZM43 205H42V204ZM208 203V204H207ZM25 205V206H23V205ZM39 204V205H38ZM86 204V205H85ZM13 205V206H12ZM19 205V206H18ZM21 205V206H20ZM41 205L43 206V208L41 207ZM80 205V206H79ZM156 205H157V208H156ZM166 205H168L167 207H166ZM203 205V206H202ZM207 205V206H206ZM246 205H249V206H247V208H246V210L248 209V207H249V209H250V205L251 204H246ZM245 205V206H246ZM88 206V207H87ZM92 206V207H91ZM19 207H21V208H19ZM25 207V208H24ZM27 207V208H26ZM85 207V208H84ZM160 207V206H159ZM166 207V208H165ZM168 207H170V208H168ZM172 207L174 208L173 210H172ZM17 208H19V209H17ZM30 208H32V209H29ZM84 208V209H83ZM88 208V209H87ZM90 208V209H89ZM151 208V209H150ZM155 208H156V212H155ZM162 208H165V209H162ZM176 208V209H175ZM181 210H179V209ZM86 209V210H85ZM137 209V210H136ZM167 209V210H166ZM169 209H171V211L169 210ZM249 209L247 210V211H249ZM6 210V211H5ZM10 210H11V212H10ZM81 212H80V211ZM83 210V211H82ZM138 210H140V211H138ZM151 210L153 211V213L154 214H152V212H151ZM164 210V211H163ZM177 210V211H176ZM178 210H179V212H178ZM9 211V212H8ZM25 211H26V213H25ZM33 211V212H32ZM84 211H87V212H85L87 215H86V217H87V219L85 218V213H84ZM163 211V212H162ZM168 211H170V214L172 213L174 216H173V219H172V217H171V219L173 220H170V216L172 215H169V212ZM174 213H173V212ZM118 212H119V214H121V215H119L118 214ZM140 212V213H139ZM144 212H145V214H144ZM151 212V213H150ZM167 212V213H166ZM175 212H177L176 213V215L177 216H179V214H180V216H183V217H181V219H179L180 218V216L177 218V216H176V218L174 219V217H175ZM33 213H35V214H33ZM256 213H258L257 211L255 212V210L252 212V216L254 215L256 218L258 217V215H259V213L258 214H256ZM5 214V215H4ZM12 214H13V216H12ZM82 214V215H81ZM141 216V217H139L138 218V216L139 215ZM182 214V215H181ZM7 215H10V216H8L7 217ZM142 215H143V218H142ZM148 215V216H147ZM75 216V217H76ZM132 216V217H131ZM144 216H146L145 218L146 219H144ZM149 216L151 217V218H149ZM253 216V217H254ZM14 218V219H12V218ZM80 218V219H79ZM118 218V219H117ZM135 218V219H134ZM148 218V219H147ZM163 218H161V219H163ZM165 218V219H166ZM9 219V220H8ZM86 219V220H85ZM124 219V221H122ZM131 219H133L134 221H136L137 219V221H136V223H134V221L133 220H131ZM166 219V220H167ZM76 220V221H75ZM140 220H141V223H139L140 222ZM167 220V221H168ZM177 220V221H176ZM83 221V222H82ZM127 221H128V224H127ZM175 221V222H174ZM179 221V222H180ZM183 221H185V220H183ZM183 221H181V223L183 222ZM145 222V223H144ZM156 222V221H155ZM135 224V225H133V224ZM143 223V224H142ZM143 226H142V225ZM161 224V223H160ZM145 225H146V227H145ZM195 225V224H194ZM133 226V227H132ZM134 226H136V227H134ZM140 226V227H139ZM161 226H163V225H161ZM160 226V227H161ZM176 226V228H175V230H174V228L173 227H175ZM196 227H197V225H195ZM195 226H193V225H190V224H188L187 225V227H186V230H196V228H195ZM139 229H138V228ZM141 227H143L142 229H145V230H142L141 229ZM163 227H165V226H163ZM1 229H3L2 227H0ZM80 228V227H79ZM78 228V232L80 233L81 231V234L80 235H82V234H85V233H87L88 232V229L86 228L85 229V227L83 228V227H81L80 229ZM134 228H136L135 230H134V232H133V230L132 229H134ZM150 228V229H149ZM152 228V229H151ZM162 228V227H161ZM173 228V229H172ZM0 229V240H2V237L4 236L3 234H5V233H7V232H5V230L3 229V230H1ZM153 230V231H152ZM155 230V231H154ZM171 230H172V232H171ZM180 230H181V232H180ZM3 231L5 232V233H3ZM142 231V232H141ZM144 231V232H143ZM177 231H179L180 233H183V234H179V232H177ZM2 232V233H1ZM14 232H15V230H14ZM136 232V233H135ZM140 232V233H139ZM149 232V233H148ZM151 232V233H150ZM78 233V234H79ZM135 233V234H134ZM142 233H144V234H142ZM155 233H157V234H155ZM176 233V234H175ZM131 234V235H132ZM142 234V235H141ZM147 234V235H146ZM149 234V235H148ZM175 235H178V236H176L175 237ZM140 236H141V238H140ZM145 236H148V237H145ZM146 238V239H145ZM140 239V240H139ZM26 240V239H25ZM144 240V241H143ZM141 241V242H140ZM142 241H143V243H142ZM169 242H166V243H164L165 245L166 244H168ZM1 244V243H0ZM51 243H49L48 245H50ZM53 244L55 245L56 243H52V246H53ZM124 244V243H123ZM126 244V246H130L131 244L130 243H125ZM128 244V245H127ZM138 244H139V246H138ZM145 244H147L146 245V247H145ZM163 244V245H164ZM193 244H194V242H193ZM193 244H189V246H188V250H189V247L191 248L192 246H194L193 248H191L192 250L193 249H195V244L193 245ZM47 244L45 245H43V247L45 246V247H47L48 246ZM164 245V246H165ZM1 246V245H0ZM51 246V245H50ZM49 246V247H50ZM67 246V247H66ZM126 246H118V248L117 247H111V249L112 248H114L115 250H119V248L121 249V250H119V251H115V250H113L114 251V253L116 252L117 254H114L112 257V259H111V263L109 262V264H117V261L115 260L114 262H113V260H114V258L115 259H117V260H119V258H121V257H123L124 255H126V253H125V251L127 252V250L129 249V248H127ZM57 247H59V251L58 250H56V248ZM65 248V250L66 251H68V253H69V251L70 252H72V250H73V248L71 247V246H69L68 245V243H64V245H61V247L60 246H55V250H56V253L58 254L57 256H59V255H62V257H61V259H63V263L65 264V261L67 260V257H66V255H65V253L66 254H68L65 250H64V248ZM82 248L81 249H83V251H82V253H84V254H87L88 252H89V247L88 246H81ZM123 247H125V248H123ZM17 248H20L19 246H16V247H14L13 248V250H10V252H9V254L10 255H14L15 254V256L18 258L19 257V251L17 250ZM67 248V249H66ZM70 248H71V250H70ZM117 248V249H116ZM61 249V250H60ZM89 249V250H88ZM124 249V250H123ZM126 249V250H125ZM191 249H190V251H191ZM15 250V251H14ZM63 250V251H62ZM122 250L124 251V252H122ZM16 252V253H15ZM60 252V253H59ZM73 252H74V250H73ZM98 252L99 251H97L96 252V254H94L93 253V256L94 257H96V258H102L103 256H101L102 254H98ZM175 252V251H174ZM180 251H178V250H176V252L175 253H172V257H174L176 260H180L179 262L181 263V264H186V262H188V257H187V253L186 254H184L185 252H183V253H179ZM64 253V254H63ZM81 253V252H80ZM81 253V254H82ZM100 253H103V251H100ZM121 253H123V254H121ZM83 254V255H84ZM104 254V253H103ZM119 254H121L120 256H119ZM176 254V255H175ZM182 254V255H181ZM63 255H65V256H63ZM186 256V257H184V256ZM15 256H13V257H15ZM100 256V257H99ZM128 256V255H127ZM127 256H124V258H121V260H119V261H123V263H121L120 262V264H130V262H129V259L127 258L126 260L127 261H125V260H123V259H125V257H127ZM182 257V258H181ZM59 258H60V256H59ZM65 258H66V260H65ZM186 258V259H185ZM182 259V260H181ZM183 259H184V262L185 263H182V261H183ZM119 261H118V264H119ZM84 264V263H83ZM131 264H132V261H131Z\"/></svg>",
  "mask_w": 264,
  "mask_h": 264
}]
</instances>
